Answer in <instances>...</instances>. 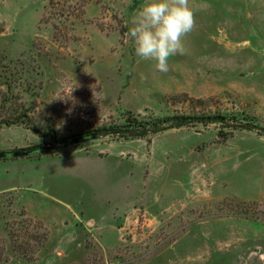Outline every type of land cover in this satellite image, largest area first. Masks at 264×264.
I'll use <instances>...</instances> for the list:
<instances>
[{
    "label": "rangeland",
    "instance_id": "1",
    "mask_svg": "<svg viewBox=\"0 0 264 264\" xmlns=\"http://www.w3.org/2000/svg\"><path fill=\"white\" fill-rule=\"evenodd\" d=\"M148 2L0 0V121L35 127L0 153L47 149L0 159V264H264V133L233 128H264V0H189L168 73L129 35ZM176 115L225 121L80 140Z\"/></svg>",
    "mask_w": 264,
    "mask_h": 264
},
{
    "label": "clouds",
    "instance_id": "2",
    "mask_svg": "<svg viewBox=\"0 0 264 264\" xmlns=\"http://www.w3.org/2000/svg\"><path fill=\"white\" fill-rule=\"evenodd\" d=\"M194 27L195 14L189 0H150L140 10L129 35L138 57L154 62L155 71L168 73L169 58L186 53L183 39ZM91 91L93 102L101 107L107 97L98 78Z\"/></svg>",
    "mask_w": 264,
    "mask_h": 264
},
{
    "label": "trees",
    "instance_id": "3",
    "mask_svg": "<svg viewBox=\"0 0 264 264\" xmlns=\"http://www.w3.org/2000/svg\"><path fill=\"white\" fill-rule=\"evenodd\" d=\"M200 119V120H199ZM225 121V117H210V116H202L196 118L194 116H187V115H176L173 117H168L164 120H156L154 122L148 121H139L137 118L129 117L126 120V124L121 126H110V127H100L93 130L86 132L80 140L85 139H98L101 137H120V138H142L147 136L149 133H158L165 129L170 128H180L184 126H190L194 123H202V121L210 120L212 121ZM203 123H209L203 122ZM16 125V124H25L29 125V128L35 129L32 124H29L27 120L24 119L22 116H15L11 119H5L0 121V125ZM235 130H249V131H256L259 133H264V128L259 127L254 124H239L238 126L233 127ZM52 145H57L61 143H66L64 138H59L56 136L55 133H52L51 136ZM47 151L46 148H39V146L35 145L32 147L24 148L17 152H20L24 157L33 156L39 154L41 152Z\"/></svg>",
    "mask_w": 264,
    "mask_h": 264
},
{
    "label": "water",
    "instance_id": "4",
    "mask_svg": "<svg viewBox=\"0 0 264 264\" xmlns=\"http://www.w3.org/2000/svg\"><path fill=\"white\" fill-rule=\"evenodd\" d=\"M23 156L20 152H1L0 159Z\"/></svg>",
    "mask_w": 264,
    "mask_h": 264
}]
</instances>
